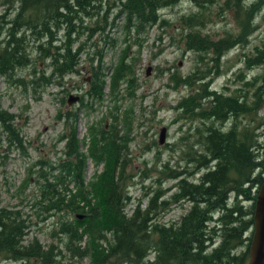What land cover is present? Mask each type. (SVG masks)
Instances as JSON below:
<instances>
[{
    "label": "trees",
    "instance_id": "1",
    "mask_svg": "<svg viewBox=\"0 0 264 264\" xmlns=\"http://www.w3.org/2000/svg\"><path fill=\"white\" fill-rule=\"evenodd\" d=\"M0 1L5 5L0 15V28L3 24L8 28L0 46V77L6 82L11 78L19 84L26 82L22 76H16V79L13 76L17 68L30 63L27 46L32 40L35 50L42 51L43 57L49 60L47 65L50 69L48 74L41 72L30 82L46 86L51 83L62 85L60 80L65 75L79 72L78 60L85 52L83 46L86 43V38L85 41L79 39L83 29L90 32L87 39L93 31L102 33V40L107 39L103 31L106 27H115L114 20L121 17V30L132 35V42L138 45L140 43L136 39L141 34L158 20L163 21L159 9L172 6L177 0H114L111 7L115 12L109 20L110 13L106 12L109 5L105 3L107 9H104L101 0L97 3L95 0ZM190 1L196 7L204 8L217 0ZM263 4L264 0L248 4L244 0H226L225 6L230 9L239 31L234 37L227 32L214 42L205 38L198 28L204 24L199 22L203 12L181 15L178 23L185 32L186 48L210 52V60L216 65L218 57L233 44L246 41V36L253 29V16ZM9 15L12 16L4 19ZM86 18H94L92 26L82 25ZM58 30L61 31L59 35ZM206 47L209 48L207 51ZM128 51L129 46L126 45L109 77L106 96L112 103L111 109L103 120L86 126L81 139L86 145V153L78 151L79 145L71 125L59 138V141L62 138L66 140L63 157L42 164L36 174L39 190L36 204L43 207L41 213L51 216L63 212L65 215L64 218L58 215L57 234L64 236L61 244L66 255L60 251L53 252L52 245L43 247L34 237L22 243L28 227L26 219L18 211L0 207V258L17 264H33L37 260L40 264H79L86 256L89 264H247L254 199L264 177V113H258L264 106V42L254 47L252 53L241 52L244 69L258 67L260 72L248 79L243 74L244 80L234 89L235 93L226 92L225 87L221 90L211 88L202 90L197 99V89L193 88L194 92L177 103L187 114L202 118L204 129L198 136L200 150H194L187 161H195L193 170L195 173L201 171L200 175L193 179L188 177L192 171L186 173L187 176L182 175L185 170H174L166 163L161 170L152 166L151 170L157 173L155 181L175 180L174 190L165 196L170 188L162 190L159 185L147 197L145 207L137 204L126 214L124 203H129L130 197L125 187L133 175L129 173L127 176V163L124 164L121 157H125L126 144L132 138L133 110L125 109L127 106L119 88L125 86V91L129 89L128 94L134 89L135 76ZM98 52L99 49L94 53ZM87 60L92 61V57ZM90 67L91 80L84 93L92 102L99 103L104 98L105 82L95 67ZM194 72L186 74L182 81L189 84ZM201 78L196 77L195 81ZM171 79L174 83L178 81L173 75ZM79 102L82 104L83 97ZM204 105L206 111L200 110L198 114L197 110ZM67 115L72 120L75 112H67ZM239 116L249 117L240 127L236 123ZM60 117L58 113L57 118ZM13 118L12 113L0 107V128L4 132L12 130ZM14 139L16 146L20 147L21 139ZM7 142L13 144L8 138ZM87 158L95 167L99 164L103 167L84 181ZM44 168H47L45 172ZM181 201L189 206L178 220L168 224L161 222L160 218L168 206ZM242 201L249 204L243 208ZM83 235L87 237L84 246L73 245ZM58 255L63 257V263L55 259Z\"/></svg>",
    "mask_w": 264,
    "mask_h": 264
},
{
    "label": "rangeland",
    "instance_id": "2",
    "mask_svg": "<svg viewBox=\"0 0 264 264\" xmlns=\"http://www.w3.org/2000/svg\"><path fill=\"white\" fill-rule=\"evenodd\" d=\"M113 1L101 0L104 9H107L105 3L109 5L106 10L110 13L107 20L111 19L115 12L111 7ZM225 1L217 0L204 8H198L190 0H177L172 6L160 8L158 13L163 21L158 20L141 34L136 39L140 43L138 45L132 42L134 40L132 35L121 30V17L114 20L115 27H106L103 31L107 39L102 40V33L97 31H93L87 39L90 32L83 29L79 39L85 41L86 38V43L83 46L85 52L80 54L78 60L79 72L65 75L60 80L62 85L51 83L45 86L40 82H30L39 77L41 72L44 75L48 74L50 66L47 65L49 60L43 57L42 51H36L32 40H29L27 48L28 53L30 52V63L26 67L17 68L15 77L13 76L15 79L16 76H22L26 82L19 84L13 82L12 78L6 82L0 77V107L14 115L10 132L6 133L3 128H0V207H4L7 211H18L20 216L26 219L28 227H26L22 243L34 237L43 247L52 245L53 252L60 251L61 254L66 255L61 244L64 236L57 234L58 215L62 216L63 212L51 216H44L46 213H41L43 207L36 204L39 198L36 174L42 164H49V162H55L58 157H63L66 140L62 138L59 141V138L67 133L71 125L76 143L79 145L78 151L86 153V145H83L81 139L86 132L87 124L103 120L112 107L109 97L106 96L109 77L118 62L119 54L126 45L129 46L127 55L133 67L135 81L134 89L129 94L127 93L129 89L125 91V86L119 88L120 95L127 106L125 109L133 110L132 138L126 144V152L123 154L125 157H121L122 162L127 163L125 173L127 176L129 173L133 175L132 180L125 187L130 202L124 203L126 204L124 212L129 214L133 206L137 204L141 208L145 207L147 197L159 185L162 190L170 188L165 196L174 190L175 180L155 181L157 173L151 170L152 166L161 170L166 163L167 167L174 170H185L182 175L187 176L186 173L192 171L188 177L193 179L200 175L201 171L195 173L196 170H193L195 163L187 161L194 150H200L198 136L202 128L204 129L201 124L202 118H199L200 115L187 114L177 105L178 101L190 92H194L195 89H197V99L202 90H211V88L221 90L225 87L226 92L235 93L234 89L244 80L243 74L245 79H248L260 72L258 67L244 69L241 52L252 53L254 47L264 42V4L253 16V29L246 36V41L233 44L218 57L216 65L210 60L212 59L210 52L186 48L187 45L183 39L185 32L178 23L181 15L203 12L202 17L199 16V22H204L201 25L203 27L200 28L199 24L196 26L199 25L198 28L204 33L205 38L212 42L224 37L227 32L231 34V37L237 35L239 30L230 9L225 6ZM252 1L256 0H244V3L248 4ZM97 2L98 0H95V3ZM4 6L0 1V15L3 13ZM11 16L4 19H9ZM93 21L94 18L83 19L82 25L92 26ZM6 26L7 24H3V28H0V46L7 33ZM183 30L186 31V28ZM58 31L59 35L61 31ZM97 49L99 52L95 54ZM208 49L206 47L205 51ZM88 57H92V61H88ZM90 66L95 67L94 69L105 82L104 98L99 103L92 102L84 93L91 80ZM215 70L217 72H214ZM193 71L196 72L189 79V84L187 81L183 82L185 75ZM203 73L204 75L200 76ZM172 75L178 80L176 83L171 79ZM196 77L202 78L195 81ZM206 82L207 85H205ZM68 95L78 96V99L67 103ZM80 96L83 97L82 104L79 102ZM200 110L206 111L205 105L201 106L197 112ZM67 112H75L72 120ZM58 113L61 116L59 119ZM258 113H264V106L258 110ZM248 119V116H239L237 126L240 127ZM214 124L218 126L217 123ZM161 127H164V141L159 144L157 139ZM259 131L261 129H258ZM7 138L13 144H9ZM14 138L21 139L20 147L16 146L17 142ZM99 165L95 167L89 158L86 159L83 171L84 181L89 180L94 171L99 172L102 169L103 165ZM45 169L47 168H44V172ZM69 186L72 187L71 184ZM231 198L232 196L229 200ZM241 203L243 208L249 204L248 201ZM188 206L189 204L185 201L170 204L160 221L166 224L177 221ZM43 216L45 218H42ZM64 217L65 215L62 218ZM248 233L250 234V229ZM104 235L109 237L107 233ZM86 242L87 237L83 235L82 239L78 243L73 242V245L84 246ZM101 245L105 246V243L101 242ZM55 259L61 263L64 261L59 255ZM88 261L86 256L80 260L79 264H89ZM0 264H17V262L0 258ZM34 264H40V261L37 260Z\"/></svg>",
    "mask_w": 264,
    "mask_h": 264
},
{
    "label": "water",
    "instance_id": "3",
    "mask_svg": "<svg viewBox=\"0 0 264 264\" xmlns=\"http://www.w3.org/2000/svg\"><path fill=\"white\" fill-rule=\"evenodd\" d=\"M148 69L146 68V74ZM78 99V96L68 95L67 103ZM158 143L164 141V127L158 133ZM252 237L249 245V259L247 264H264V177L258 186L252 212Z\"/></svg>",
    "mask_w": 264,
    "mask_h": 264
},
{
    "label": "bare ground",
    "instance_id": "4",
    "mask_svg": "<svg viewBox=\"0 0 264 264\" xmlns=\"http://www.w3.org/2000/svg\"><path fill=\"white\" fill-rule=\"evenodd\" d=\"M195 162V161H194ZM95 175V174H94ZM77 254V253H76ZM34 264V263H33Z\"/></svg>",
    "mask_w": 264,
    "mask_h": 264
}]
</instances>
